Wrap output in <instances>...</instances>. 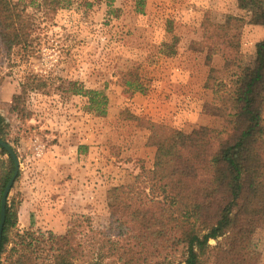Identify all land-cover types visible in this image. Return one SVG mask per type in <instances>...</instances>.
<instances>
[{
    "label": "rangeland",
    "instance_id": "obj_1",
    "mask_svg": "<svg viewBox=\"0 0 264 264\" xmlns=\"http://www.w3.org/2000/svg\"><path fill=\"white\" fill-rule=\"evenodd\" d=\"M137 1L13 0L28 22L25 46L0 47V114L8 123L5 141L19 160L7 198L16 208L13 232L64 234L81 214L96 229L116 225L115 188L134 183L142 167L151 169L156 150L147 143L149 129L129 114L185 132L222 127L228 104L214 85L226 64L222 45L204 39L205 25H227L241 65L252 66L264 37L254 9L240 8L237 0H144L142 9ZM126 72L143 91L123 85ZM26 82L37 87H28L26 113L17 114L10 101ZM81 87L104 90V116L88 110ZM135 185L149 191L143 176ZM214 197L221 203L227 194ZM226 236L209 244L224 247ZM243 246L253 252L250 258L220 252L215 263L212 251L205 264L232 258L264 264V212ZM183 259L178 250L169 264Z\"/></svg>",
    "mask_w": 264,
    "mask_h": 264
},
{
    "label": "trees",
    "instance_id": "obj_2",
    "mask_svg": "<svg viewBox=\"0 0 264 264\" xmlns=\"http://www.w3.org/2000/svg\"><path fill=\"white\" fill-rule=\"evenodd\" d=\"M143 1L136 2L138 8L142 9ZM237 3L240 8L254 9L256 22L264 26V0ZM228 28L209 22L204 29V39L223 47L226 66L214 85L228 104L222 127L199 126L185 132L129 114L149 129L147 143L156 150L151 169L142 167L134 183L115 188L114 206L121 214L116 225L96 229L90 217L81 214L72 218L64 234L31 229L13 232L16 208L7 201L0 264H169L178 250L184 255L183 264H205V256L212 251L215 263L220 252L241 251L251 257L253 252L244 251L243 243L264 212V37L255 45L254 65L242 66L238 42L229 37ZM27 37L23 10L13 0H0V47L25 46ZM133 76L126 72L123 85L143 91ZM21 85L20 93L10 101L17 114L26 113L23 103L28 87H37L29 82ZM79 93L87 96L89 111L100 116L107 113L104 90L81 87ZM7 128L0 114L3 140ZM0 154L7 155L0 157L1 196L14 163L1 146ZM141 176L148 192L135 185ZM218 192H225L227 199L218 202L214 197ZM225 235L226 246L214 249L209 244L210 239ZM230 264L236 260L232 258Z\"/></svg>",
    "mask_w": 264,
    "mask_h": 264
},
{
    "label": "water",
    "instance_id": "obj_3",
    "mask_svg": "<svg viewBox=\"0 0 264 264\" xmlns=\"http://www.w3.org/2000/svg\"><path fill=\"white\" fill-rule=\"evenodd\" d=\"M0 146L7 150L8 154L11 156L13 163H14V170L12 172V175L9 177L8 181L6 182L3 192L1 194V198H0V245H1V233H2V227L4 224V220H5L6 202H7V198L9 195V191L19 171V160L13 148L5 140L1 138H0Z\"/></svg>",
    "mask_w": 264,
    "mask_h": 264
}]
</instances>
